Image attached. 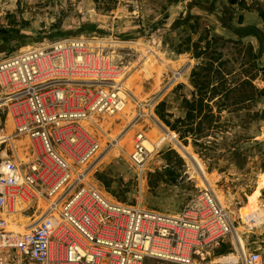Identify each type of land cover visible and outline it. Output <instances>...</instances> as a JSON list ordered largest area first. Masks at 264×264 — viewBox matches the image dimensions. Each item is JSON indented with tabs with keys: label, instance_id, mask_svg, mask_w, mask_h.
Returning <instances> with one entry per match:
<instances>
[{
	"label": "built area",
	"instance_id": "built-area-1",
	"mask_svg": "<svg viewBox=\"0 0 264 264\" xmlns=\"http://www.w3.org/2000/svg\"><path fill=\"white\" fill-rule=\"evenodd\" d=\"M117 49L96 35L63 36L0 59V264H264V251L240 243L236 216L209 185L163 212L89 183L104 151L89 126L125 104L128 65ZM19 139L28 140L21 157ZM142 141L136 133L129 154L137 167L148 157ZM26 194L29 228H7L4 210Z\"/></svg>",
	"mask_w": 264,
	"mask_h": 264
},
{
	"label": "rangeland",
	"instance_id": "rangeland-1",
	"mask_svg": "<svg viewBox=\"0 0 264 264\" xmlns=\"http://www.w3.org/2000/svg\"><path fill=\"white\" fill-rule=\"evenodd\" d=\"M257 8L264 10V0H237L235 4L229 0H0V29L7 28L12 34L0 41V59L27 45L59 38L57 32L96 35L118 46L119 58L128 65L126 76L132 74L144 100L134 103L128 122L116 119L108 131L118 124L119 138L132 132L134 140L136 133L144 135L154 125L171 132L174 142L166 141L154 153L148 152L143 167H137L126 145L114 149L107 140L104 151L91 164L89 183L112 200L174 212L203 187L198 163L184 153L183 148L189 147L207 172L205 185L221 194L222 202L236 216L237 234L246 245L264 251V219L248 226L237 211L264 170V94L239 100L246 79L264 88V39L260 50L256 39L238 36L218 22L220 17L234 26L256 25L264 34ZM185 17L186 21L171 27L175 19ZM85 22L95 23L98 29L78 31ZM155 40L156 53L143 51L142 44L151 45ZM193 70L200 80L211 81L206 96L213 93V84L230 88L209 101L215 117L200 138L193 133L181 137L157 114L160 102H164L165 112L172 113L170 120L184 114L182 98H191L194 92ZM89 128L101 144L100 126ZM259 203L264 208V188ZM225 245L224 249H233L238 243L235 239Z\"/></svg>",
	"mask_w": 264,
	"mask_h": 264
},
{
	"label": "bare ground",
	"instance_id": "bare-ground-1",
	"mask_svg": "<svg viewBox=\"0 0 264 264\" xmlns=\"http://www.w3.org/2000/svg\"><path fill=\"white\" fill-rule=\"evenodd\" d=\"M142 44V43H140ZM157 41H153L151 45L142 44L143 51H151L156 53L158 50ZM29 47V45L25 46L24 48ZM148 63V62H147ZM147 67V66H146ZM135 80L132 77V74H128L125 76L123 80V86L125 87V104L122 110L118 113H115L111 116H105L102 122L100 123V128H98L97 132L101 138V146L104 148L106 145L107 140H110L113 143L114 149H122L124 145H126V152H130L133 146V139L131 136L132 132H129L125 135L124 139L119 138V129L116 125V128L113 129L112 132H109V126L114 123V120L119 119L121 122L129 121L131 114H133V108H135V102L139 103L142 102L144 99L140 96V88L138 85H135ZM6 129L9 132L12 129V121L10 116L8 115L6 118ZM90 132H94V129H90ZM143 145L145 146L148 152L154 153L159 146H161L166 141L174 142V136L171 132L161 130L157 126L150 125V129L144 133L143 135ZM27 139H19L15 141V145L17 147V153L21 157V145L27 142ZM184 153L190 157L192 160L196 161L200 167L201 175H199V179L202 183V186H205V180H207V172L204 166L200 163L197 156L189 150V147H184ZM150 156V155H149ZM87 179V176H86ZM89 180V179H87ZM209 183V182H208ZM212 185V184H211ZM264 188V170L260 172V175L257 179V185L253 189L251 193L247 194L246 202L240 206L237 211L239 214V218L241 219L242 223L248 222L252 226H256L259 223H262L264 219V208L263 205L259 203V196L261 189ZM218 190V189H216ZM221 192V191H220ZM218 198L222 201L223 196L221 194L217 195ZM30 202V195L26 194L24 198L20 196H16L12 207L8 210L5 209L3 215L6 219L7 228L17 230V231H24L29 228L30 225V216H26L21 214V209H23L28 203ZM38 207L43 208L45 206V201L42 198L37 199ZM238 230V228H237ZM247 232V231H246ZM241 234V233H240ZM238 238L240 243L244 245L243 238L240 237L238 234ZM245 247V246H244Z\"/></svg>",
	"mask_w": 264,
	"mask_h": 264
},
{
	"label": "trees",
	"instance_id": "trees-1",
	"mask_svg": "<svg viewBox=\"0 0 264 264\" xmlns=\"http://www.w3.org/2000/svg\"><path fill=\"white\" fill-rule=\"evenodd\" d=\"M229 3L235 4L237 3V0H229ZM257 11L264 22V10L262 8H257ZM239 17L241 18V15ZM186 20H187V17L183 19L177 18L172 22L171 27L178 26ZM218 22L225 27L231 28L233 32H235L238 36L253 37L254 39H256L258 46L261 50V43L264 39V34L260 27L256 25H249V24H245V25L237 24L236 26H234L230 24L229 22L224 21L223 18H220V17L218 18ZM238 22L241 23L242 20H239ZM96 29L98 28H96L95 23L85 22L81 26H79L78 31H81V30L94 31ZM0 32L3 33V34H0V41L2 42L7 41L8 36L12 35L10 30L7 28L0 29ZM66 34L67 32H57V35H59L60 37ZM0 51H2V49H0ZM258 71H261V66L259 67ZM191 77H192L191 83L194 87V92L191 98H186L185 96L182 98V106L184 108V114L175 116L172 120H170L172 113L165 112L166 109L164 107V102H160L158 104L157 114L167 126L179 132L181 137H184L188 134L193 133V134H196L195 138H200L201 136L206 135V133L204 134H201V133H203L204 129H207L209 126H211L212 121L214 120V117H215L214 112L212 110L213 107L209 103V101L213 100L214 96H217L221 92H224V93L228 92L230 88L224 87L223 89H220L217 86V84H213L211 86V91H213V93H211L209 96H206V91H207L206 88L211 84V81L209 79L200 80V77L198 76V72H196L195 70H193ZM243 84H246V87H242L240 89V92L242 93L241 96L239 97L240 101L254 100L255 98L261 96V93L264 94V88H257L252 83L251 79L244 80ZM216 110L220 111V106H216ZM262 118L264 119V114ZM182 126H186V128L183 129ZM192 126H204V127L196 129ZM225 246L226 245L223 244L221 249H224Z\"/></svg>",
	"mask_w": 264,
	"mask_h": 264
}]
</instances>
